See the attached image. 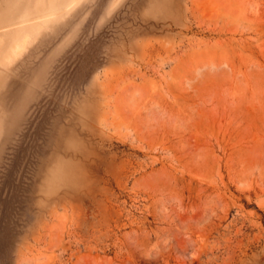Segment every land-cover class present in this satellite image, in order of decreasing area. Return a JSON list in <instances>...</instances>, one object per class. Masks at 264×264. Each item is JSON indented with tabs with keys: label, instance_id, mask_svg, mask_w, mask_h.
<instances>
[{
	"label": "rangeland",
	"instance_id": "1",
	"mask_svg": "<svg viewBox=\"0 0 264 264\" xmlns=\"http://www.w3.org/2000/svg\"><path fill=\"white\" fill-rule=\"evenodd\" d=\"M0 264H264V0H0Z\"/></svg>",
	"mask_w": 264,
	"mask_h": 264
},
{
	"label": "snow or ice",
	"instance_id": "2",
	"mask_svg": "<svg viewBox=\"0 0 264 264\" xmlns=\"http://www.w3.org/2000/svg\"><path fill=\"white\" fill-rule=\"evenodd\" d=\"M103 5H102V2H101V7H102Z\"/></svg>",
	"mask_w": 264,
	"mask_h": 264
}]
</instances>
